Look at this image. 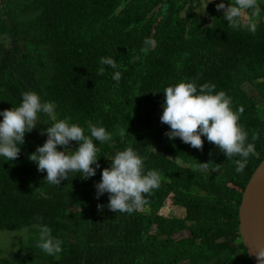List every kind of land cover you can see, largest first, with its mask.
I'll list each match as a JSON object with an SVG mask.
<instances>
[{
  "label": "trees",
  "instance_id": "16d2710c",
  "mask_svg": "<svg viewBox=\"0 0 264 264\" xmlns=\"http://www.w3.org/2000/svg\"><path fill=\"white\" fill-rule=\"evenodd\" d=\"M203 1L0 0V111L34 91L56 105L58 120L70 118L85 135L90 126H103L119 146L144 158L145 173L155 169L162 177L146 194L148 204L131 214L109 210L108 193L96 198L95 184L111 163L94 186L83 176L52 186L29 159L54 123L38 113L16 161L0 158V264H254L240 234L239 208L257 167L237 173L236 156L227 158L206 137L202 151L169 140L170 126L158 122L168 86L214 84L231 97L233 110L243 107L239 124L264 160V0H258L255 34L229 27L216 3ZM146 38L155 46L145 54ZM107 56L117 61L119 82L107 65L97 75ZM93 91L99 92L95 103ZM79 99L92 111L77 106ZM94 143L102 160L115 155L107 143ZM78 147L70 142V150ZM209 161L215 163L209 170L199 167ZM170 204L184 216L161 215ZM42 225L62 241L59 254L37 247Z\"/></svg>",
  "mask_w": 264,
  "mask_h": 264
},
{
  "label": "clouds",
  "instance_id": "9594fccd",
  "mask_svg": "<svg viewBox=\"0 0 264 264\" xmlns=\"http://www.w3.org/2000/svg\"><path fill=\"white\" fill-rule=\"evenodd\" d=\"M216 10L223 11V19L228 21L229 27L244 28L252 34L256 33L257 18L261 12L258 0H234L231 4L220 2L216 4ZM154 46L155 40L146 38L142 51L146 54ZM135 59L137 58L134 57L133 62ZM99 63L101 67L98 68L97 75L105 73V65L113 70L118 68L117 61L112 56L101 57ZM121 78L122 73L119 70L114 71L112 79L119 82ZM163 92L165 100L159 118L161 123L170 126V130L165 132L169 140L178 137L183 143L202 151V137H206L210 143L218 146L227 158L236 156L234 161L237 173L252 167H257V171L263 165L261 154L255 149L254 143L247 142L248 133L239 124L243 107L233 110L231 97L224 91L216 92L215 85L210 83L202 84L198 88L193 80L168 86ZM54 110L56 105L52 102H42L36 92L25 91L18 107L0 111V116L3 117H0V158L16 161L21 151L20 145L25 143L26 133L36 128L38 113L43 112L54 123L45 131L48 137L46 142L37 146L36 151L29 156V159L34 161L31 163L33 172L52 186L62 185L66 179L82 176L83 180L94 186L97 174L111 163L110 168L102 170L101 181L95 184L96 198L99 199L101 195L108 193L107 207L113 212L131 214L146 206V194L160 187L162 177L159 171L152 169L145 173L144 158L132 147L102 160L99 157L100 144L96 146L94 140L101 143L110 141L112 134L103 126L92 125L89 128L90 135H85L79 123L71 122L70 118L58 120ZM125 134L124 129L119 130L121 137ZM256 139L258 133L254 132L252 140ZM72 141L79 142L75 151L69 149ZM58 146L65 150L59 151ZM209 155L211 156V152ZM100 163H103V166H100ZM212 164L215 163H199V167L207 171ZM218 168L219 164H216V169ZM244 193L245 189L243 195ZM103 207L98 205L100 209ZM61 245L62 241L52 236L47 225L40 227L37 247L48 255H57L62 251ZM251 254L256 256L257 264H264V247L252 251Z\"/></svg>",
  "mask_w": 264,
  "mask_h": 264
},
{
  "label": "water",
  "instance_id": "95a60500",
  "mask_svg": "<svg viewBox=\"0 0 264 264\" xmlns=\"http://www.w3.org/2000/svg\"><path fill=\"white\" fill-rule=\"evenodd\" d=\"M240 234L252 262V251L264 247V163L249 180L239 209Z\"/></svg>",
  "mask_w": 264,
  "mask_h": 264
},
{
  "label": "rangeland",
  "instance_id": "374dc122",
  "mask_svg": "<svg viewBox=\"0 0 264 264\" xmlns=\"http://www.w3.org/2000/svg\"><path fill=\"white\" fill-rule=\"evenodd\" d=\"M208 2H210V0H204L203 1V4H204V6H206L207 5V3ZM211 2H214V3H220V2H224L223 0H211ZM88 85H91V83H87V84H83L81 87H80V91H82V88H85V89H87V86ZM97 85H98V81H97ZM87 93V90H85V94ZM98 95H99V92H92V95H90V96H92V98L94 99L93 100V102L92 103H95L96 101H97V97H98ZM76 104H77V106H81V105H83V106H85L86 104L85 103H82L81 102V100L79 99V101H76ZM81 109H83V110H85V111H87V112H91L92 110H89V109H87L86 107H80ZM163 108V107H162ZM161 108V109H162ZM162 113H163V110L161 111V115H162ZM161 117V116H160ZM159 123L160 124H163V123H161V120H160V118H159ZM91 127V126H90ZM103 143H107L108 145H109V148H112V150L114 149V148H116L117 149V151L119 152V151H122V150H124V149H126V148H124V146H119V143L117 142V140H116V138L112 135V141L110 140V141H106V142H103ZM98 152H99V150H98ZM111 154H112V152H111ZM100 166H103V163H100ZM67 182V180L65 181V183ZM184 209L182 208V207H178V206H176V205H172V204H170V205H168V207H163L162 209H161V215H163V216H169V217H172V216H179V217H183L184 216ZM145 213V212H144ZM20 236L22 237V234H20ZM0 240H4L3 239V237H0Z\"/></svg>",
  "mask_w": 264,
  "mask_h": 264
},
{
  "label": "crops",
  "instance_id": "0c3cea01",
  "mask_svg": "<svg viewBox=\"0 0 264 264\" xmlns=\"http://www.w3.org/2000/svg\"><path fill=\"white\" fill-rule=\"evenodd\" d=\"M118 151H117V149L116 148H114L113 150H112V153L113 154H116Z\"/></svg>",
  "mask_w": 264,
  "mask_h": 264
}]
</instances>
